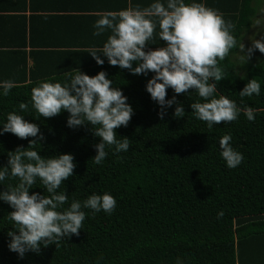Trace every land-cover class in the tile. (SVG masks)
<instances>
[{
	"label": "trees",
	"instance_id": "trees-1",
	"mask_svg": "<svg viewBox=\"0 0 264 264\" xmlns=\"http://www.w3.org/2000/svg\"><path fill=\"white\" fill-rule=\"evenodd\" d=\"M133 1H123L120 10L128 5L137 7ZM252 2L203 0L232 23L238 40L243 39L257 13ZM93 24L85 28L80 21L78 31L70 29L74 38L69 37L61 49L31 50V66L27 52L21 54L25 57L15 63V71L22 74L7 72L1 79L13 86L7 96L0 95V123L5 122L7 113H19L20 102L27 104V110L19 114L35 122L43 133L39 154H73V175L58 189L68 195V204L74 199L83 201L93 192H109L116 199L115 209L110 214L84 209L78 236L65 237L57 247L54 243L42 246L39 253L28 252L21 259L7 247V232L12 227L7 217L12 209L0 201V264H177L178 259L180 264H233L239 243H264V61H258L264 60L262 53L254 51L249 61L243 62L238 49L233 48L220 62L226 77L217 82L215 95L234 100L242 111L236 120L209 129L191 112L190 103L199 99L195 91L175 94L184 105V117L172 115L173 105L161 120L159 106L145 89L153 73L134 75L109 65L106 58L98 65L87 51L102 46L110 30L93 36ZM158 31L157 27L145 50L164 45ZM78 69L90 76L106 71L134 109L127 126L115 130L118 139L129 138V150L113 155L106 149L108 155L100 165L92 160L99 138L93 136L90 124L70 128L67 111L43 118L32 108L33 87L45 80L62 82ZM252 78L261 84L260 95L241 98L239 91ZM173 95L172 89H167L166 99ZM244 108L253 110V121L246 119ZM229 133L233 147L244 157L232 169L220 157L218 145ZM30 139L35 138L0 135V166L7 164L9 152L27 147ZM16 182L15 178L6 179L0 191ZM29 191L43 193L44 189L37 181ZM221 210L224 215L217 218Z\"/></svg>",
	"mask_w": 264,
	"mask_h": 264
},
{
	"label": "clouds",
	"instance_id": "clouds-1",
	"mask_svg": "<svg viewBox=\"0 0 264 264\" xmlns=\"http://www.w3.org/2000/svg\"><path fill=\"white\" fill-rule=\"evenodd\" d=\"M257 25L259 38L253 33L246 48L243 39L234 36L232 23L226 22L217 10L207 7L203 0H153L144 8L129 5L119 12L102 13L93 24L92 35L101 36L106 30L110 34L102 46L87 52L98 65H103L106 58L109 65L127 69L134 75L153 73L145 89L159 106L157 115L161 120L173 105L172 115L184 117V105L175 94H187L189 89L195 91L199 99L190 103L191 112L211 129L222 121L236 120L242 111L234 100L215 95L217 82L226 77L220 62L233 48L241 53L239 60L243 62L255 50L264 54V27L259 20L253 24ZM157 27V35L164 45L145 50ZM12 86L11 82H0V95L7 96ZM169 88L174 95L166 99ZM260 92V82L252 78L239 91V96H259ZM127 100L104 70L90 76L78 69L62 82L45 80L31 90L32 108L40 117L51 118L67 111L68 127L91 125L93 136L99 138L92 157L97 165L107 157L106 149L113 155L129 150V138L119 136L121 139H118L115 131L126 127L133 115L134 109ZM18 108L23 113L28 105L20 102ZM19 113L16 110L7 113L5 122L0 123V135L12 133L20 139H35H30L27 147L18 146L9 152L7 164L0 166V185L6 179L17 181L0 191V201L12 209L7 217L12 224L7 232L10 238L7 247L22 259L28 252L39 253L42 246L54 243L57 247L65 237L78 236L85 219L84 209L110 214L116 199L109 192H93L83 201L74 199L68 204V195L58 189L73 175L76 167L73 154L42 157L38 142L41 144L43 133L35 122ZM243 114L249 121L255 119L251 108H244ZM231 140L229 133L218 141L220 157L230 169L240 165L244 158ZM37 181L44 192L30 193ZM223 215L221 210L217 218Z\"/></svg>",
	"mask_w": 264,
	"mask_h": 264
},
{
	"label": "crops",
	"instance_id": "crops-1",
	"mask_svg": "<svg viewBox=\"0 0 264 264\" xmlns=\"http://www.w3.org/2000/svg\"><path fill=\"white\" fill-rule=\"evenodd\" d=\"M123 1L126 0H0V81L7 72L13 76L22 74V71H15V63L25 57L21 55L24 51L27 52L28 66H31V50L63 48L69 37L74 38L70 29L78 31L80 21L86 26L104 12H119ZM133 2L137 6H149L153 0ZM252 3L257 13L243 34L246 48L250 44L249 37L260 27L253 26L254 22L259 20L264 27V12H261L262 8L264 11V0H253ZM239 245L235 249L233 264H264V243L249 241Z\"/></svg>",
	"mask_w": 264,
	"mask_h": 264
},
{
	"label": "rangeland",
	"instance_id": "rangeland-1",
	"mask_svg": "<svg viewBox=\"0 0 264 264\" xmlns=\"http://www.w3.org/2000/svg\"><path fill=\"white\" fill-rule=\"evenodd\" d=\"M261 12H264L263 11V8L261 9ZM259 37V36H258ZM261 56H264L263 54ZM249 61V60H248ZM258 61H264V60H258Z\"/></svg>",
	"mask_w": 264,
	"mask_h": 264
}]
</instances>
